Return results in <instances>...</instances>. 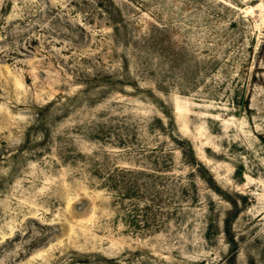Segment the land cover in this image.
<instances>
[{
	"label": "rangeland",
	"instance_id": "1",
	"mask_svg": "<svg viewBox=\"0 0 264 264\" xmlns=\"http://www.w3.org/2000/svg\"><path fill=\"white\" fill-rule=\"evenodd\" d=\"M0 264H264V0H0Z\"/></svg>",
	"mask_w": 264,
	"mask_h": 264
}]
</instances>
